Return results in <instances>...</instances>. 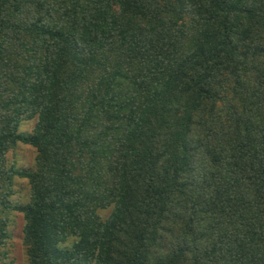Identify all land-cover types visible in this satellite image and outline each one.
<instances>
[{"label": "trees", "instance_id": "obj_1", "mask_svg": "<svg viewBox=\"0 0 264 264\" xmlns=\"http://www.w3.org/2000/svg\"><path fill=\"white\" fill-rule=\"evenodd\" d=\"M14 211L27 264H264V0H0V264Z\"/></svg>", "mask_w": 264, "mask_h": 264}, {"label": "rangeland", "instance_id": "obj_2", "mask_svg": "<svg viewBox=\"0 0 264 264\" xmlns=\"http://www.w3.org/2000/svg\"><path fill=\"white\" fill-rule=\"evenodd\" d=\"M34 120H24L21 130L30 132L33 128ZM35 150L30 145L19 143L17 147L8 153L9 163H16L19 167L31 169L34 167ZM25 179H17L15 185L14 199L24 202L27 200V189L24 187ZM23 225L22 213L14 211L10 218L11 238L8 245L9 260L12 264H27V256L23 244Z\"/></svg>", "mask_w": 264, "mask_h": 264}]
</instances>
